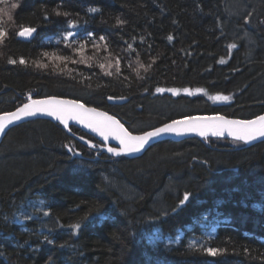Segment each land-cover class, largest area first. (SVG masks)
Wrapping results in <instances>:
<instances>
[{
	"label": "trees",
	"instance_id": "obj_1",
	"mask_svg": "<svg viewBox=\"0 0 264 264\" xmlns=\"http://www.w3.org/2000/svg\"><path fill=\"white\" fill-rule=\"evenodd\" d=\"M0 30V115L77 99L143 134L264 114V0H0ZM71 130L35 120L1 143L0 264H264V142L166 141L127 159Z\"/></svg>",
	"mask_w": 264,
	"mask_h": 264
},
{
	"label": "snow or ice",
	"instance_id": "obj_2",
	"mask_svg": "<svg viewBox=\"0 0 264 264\" xmlns=\"http://www.w3.org/2000/svg\"><path fill=\"white\" fill-rule=\"evenodd\" d=\"M91 11L95 12L97 9L93 8ZM69 27H75V25H69ZM36 32L37 28L35 27H25L16 35L20 38L31 39ZM75 35L76 33L74 32H67L64 39L69 40ZM86 37L92 38L94 34L87 33ZM7 38L8 33L0 30V43H3ZM104 39L105 37L103 35L99 37L101 41ZM232 47H235V45L233 44ZM9 62L15 64L17 61L11 60ZM19 63L25 65L26 61L21 58ZM156 91L163 92L164 89L157 88ZM171 91L173 94H177L178 92L176 89H172ZM108 99L113 100L114 98L110 96ZM214 99L227 101L230 98L227 96H219ZM37 115L54 117L69 132L72 131L69 127V121H75L77 124L83 125L101 137L102 143H106L109 139H114L118 142V146L107 147L106 151L115 157L139 153L150 142L160 139L165 135L183 136L188 132H196L200 136L212 135L215 137H221L227 133L234 140L244 141L245 143L255 141L258 138H264V116H260L256 120H226L223 116H191L187 119L173 120L163 126L145 131L142 135H133L114 116H109L105 112L98 111L95 107H87L77 99L63 100L55 97L44 100L34 99L31 100V103H25L23 107H20L14 112L0 115V135L14 121H20L23 118L35 117ZM72 135L75 136V133H72ZM80 139L83 140L84 138L80 137ZM85 143L93 149L99 147L97 144L91 143V141H85ZM66 147L69 153L77 154L73 152L72 147L68 145ZM188 199V194H185L181 203ZM207 251L213 256L217 252V250L212 248H209Z\"/></svg>",
	"mask_w": 264,
	"mask_h": 264
},
{
	"label": "water",
	"instance_id": "obj_3",
	"mask_svg": "<svg viewBox=\"0 0 264 264\" xmlns=\"http://www.w3.org/2000/svg\"><path fill=\"white\" fill-rule=\"evenodd\" d=\"M22 40H30V39H25V38H21ZM53 98V97H51ZM56 98V97H55ZM48 99V98H46ZM57 99H61V98H57ZM39 100H44V99H39ZM63 100H68V99H63ZM28 103H31L28 102ZM125 103V100H110V104L111 105H122ZM87 106V105H86ZM20 107H23L20 106ZM19 107V108H20ZM89 107V106H87ZM17 108V109H19ZM16 109V110H17ZM97 109V108H96ZM14 110V111H16ZM98 111H101V112H105L107 113L109 116H113L112 114L106 112V111H103V110H100V109H97ZM12 111V112H14ZM11 112H8V113H5V114H9ZM5 114H2V115H5ZM216 116H221V115H204V116H198V117H216ZM260 116H264V114L260 115ZM260 116H257L253 119H249V120H256L258 119ZM115 117V116H114ZM226 120H241V119H233V118H229V117H225L223 116ZM188 118V117H187ZM187 118H184V119H187ZM115 119H117L121 124L124 125L123 122H121L117 117H115ZM35 120H47V121H51L53 123H57V124H60L62 125L59 121H57L54 117H49V116H46V115H37L35 117H26V118H23L21 119L20 121H14L12 124H9L7 126V128L5 129V132L0 135V145L1 143L3 142V140L5 139L6 135L14 128L20 126V125H23V124H26L28 122H32V121H35ZM63 126V125H62ZM163 126V125H162ZM69 127H76L80 130H82L83 132L87 133L88 135L92 136V137H95L97 138L98 140H100L102 142V138L99 137L97 134L93 133L92 131H90L88 128L84 127L83 125L81 124H77L75 121H69ZM124 127L127 129V127L124 125ZM67 130V129H66ZM68 131V130H67ZM129 131V130H128ZM69 132V131H68ZM70 134H72V132H69ZM133 134V133H132ZM133 135H142V134H133ZM194 138H197V139H225V140H230V141H236V142H240V143H243L246 147H252V146H255V145H258L260 143H263L264 142V138H258L257 140L255 141H252V142H249V143H245L244 141H237V140H234L232 137L228 136L227 133H225L224 136H221V137H215V136H212V135H208V136H200L198 135L196 132H188L186 133L185 135L183 136H176V135H165L163 136L162 138L160 139H157V140H154L152 142H150L148 145L145 146V148L139 152V153H136V154H131V155H121L119 157H115L113 156L112 154L108 153L106 151V148L107 147H115V146H118V142L115 141L114 139H109V141H107L106 143H102V146L99 147L98 150H101L103 151L104 153H106L107 155L111 156V157H115V158H121V157H124V158H127V159H138V158H141L142 156H144L147 151H149V149L159 143H162V142H166V141H181V140H187V139H194ZM75 139L77 140H80L82 142H84V140H81L80 138L78 137H75Z\"/></svg>",
	"mask_w": 264,
	"mask_h": 264
},
{
	"label": "rangeland",
	"instance_id": "obj_4",
	"mask_svg": "<svg viewBox=\"0 0 264 264\" xmlns=\"http://www.w3.org/2000/svg\"><path fill=\"white\" fill-rule=\"evenodd\" d=\"M235 2H237V0H235ZM238 14H241L240 12H238ZM191 93V94H189ZM195 93L197 92H192V91H184V94H187V95H194Z\"/></svg>",
	"mask_w": 264,
	"mask_h": 264
},
{
	"label": "bare ground",
	"instance_id": "obj_5",
	"mask_svg": "<svg viewBox=\"0 0 264 264\" xmlns=\"http://www.w3.org/2000/svg\"><path fill=\"white\" fill-rule=\"evenodd\" d=\"M29 123V122H28ZM84 143H85V141H84ZM86 144V143H85ZM88 145V144H87Z\"/></svg>",
	"mask_w": 264,
	"mask_h": 264
},
{
	"label": "clouds",
	"instance_id": "obj_6",
	"mask_svg": "<svg viewBox=\"0 0 264 264\" xmlns=\"http://www.w3.org/2000/svg\"><path fill=\"white\" fill-rule=\"evenodd\" d=\"M21 3H22V0H21Z\"/></svg>",
	"mask_w": 264,
	"mask_h": 264
}]
</instances>
